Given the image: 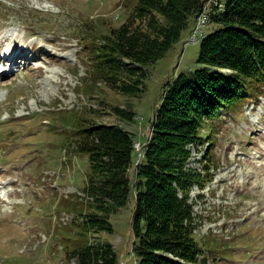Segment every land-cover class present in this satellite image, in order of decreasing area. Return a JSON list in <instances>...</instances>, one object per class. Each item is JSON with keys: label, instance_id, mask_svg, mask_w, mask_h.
Segmentation results:
<instances>
[{"label": "rangeland", "instance_id": "obj_1", "mask_svg": "<svg viewBox=\"0 0 264 264\" xmlns=\"http://www.w3.org/2000/svg\"><path fill=\"white\" fill-rule=\"evenodd\" d=\"M225 1L208 0V18ZM128 14L123 0H0V58L21 51L7 66L15 72L0 77V264H77L71 252L86 242L77 232V197L90 168L74 151L69 119L121 126L144 150L167 84L194 72L203 37L218 29L208 19L190 42V26L149 67L142 93L123 96L91 84L83 34H104ZM116 109L135 118L125 121ZM203 135V144L190 145L188 167L201 174L209 168L204 189L190 191L197 235L216 251L207 264H264V88L206 125ZM131 217L128 205L110 217L113 233L97 238L112 244L120 264H135Z\"/></svg>", "mask_w": 264, "mask_h": 264}, {"label": "trees", "instance_id": "obj_2", "mask_svg": "<svg viewBox=\"0 0 264 264\" xmlns=\"http://www.w3.org/2000/svg\"><path fill=\"white\" fill-rule=\"evenodd\" d=\"M207 2L123 0L129 14L119 27L101 35L84 31L91 84L138 97L149 67L194 28ZM222 5L209 13V24L218 29L203 37L197 68L167 84L138 164L132 132L69 119L74 151L87 156L90 168L83 197H77V232L86 240L71 252L77 264H120L112 244L97 238L113 233L110 217L128 205L135 264H207L209 257L216 258L210 255L216 251L197 235L199 222L190 202L193 187L204 189L209 168L201 174L188 167L189 146L203 144L206 125L264 88V0H226ZM116 113L125 121L135 118L119 109Z\"/></svg>", "mask_w": 264, "mask_h": 264}, {"label": "built area", "instance_id": "obj_3", "mask_svg": "<svg viewBox=\"0 0 264 264\" xmlns=\"http://www.w3.org/2000/svg\"><path fill=\"white\" fill-rule=\"evenodd\" d=\"M207 21H208L207 12H205V10H203L197 18V22L193 28L194 34H193V36H191L190 42H194V40L198 37L200 31H202V28H204L207 25ZM136 146H137V153H139V149L141 148V144L139 142H136Z\"/></svg>", "mask_w": 264, "mask_h": 264}, {"label": "bare ground", "instance_id": "obj_4", "mask_svg": "<svg viewBox=\"0 0 264 264\" xmlns=\"http://www.w3.org/2000/svg\"><path fill=\"white\" fill-rule=\"evenodd\" d=\"M200 34H201V31H200L199 35H200ZM13 51H14V50H13ZM15 52H16V53H15ZM15 52H14V54H13V52L11 53L10 58H16V57H19L21 51H19V52H18V51H15ZM4 57L6 58L7 56H4ZM16 62H17V61H14L13 63H16ZM2 70H3V69H2ZM0 71H1V70H0ZM142 145H143V144H142ZM142 145H141V148L139 149V153H140V152L142 151V149H143V148H142V147H143ZM134 149H135V151H136V153H137V146H136V143L134 144ZM141 153H142V152H141Z\"/></svg>", "mask_w": 264, "mask_h": 264}]
</instances>
